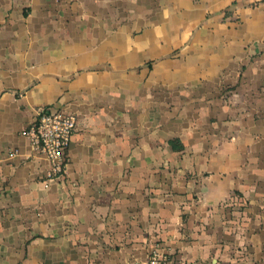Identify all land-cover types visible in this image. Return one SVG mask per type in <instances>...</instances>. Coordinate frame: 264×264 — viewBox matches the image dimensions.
Masks as SVG:
<instances>
[{
  "label": "crops",
  "instance_id": "0c3cea01",
  "mask_svg": "<svg viewBox=\"0 0 264 264\" xmlns=\"http://www.w3.org/2000/svg\"><path fill=\"white\" fill-rule=\"evenodd\" d=\"M38 107L77 118L55 180ZM155 244L264 264V0H0V264Z\"/></svg>",
  "mask_w": 264,
  "mask_h": 264
},
{
  "label": "built area",
  "instance_id": "2783aa9c",
  "mask_svg": "<svg viewBox=\"0 0 264 264\" xmlns=\"http://www.w3.org/2000/svg\"><path fill=\"white\" fill-rule=\"evenodd\" d=\"M76 127L77 118L74 113L38 107L34 121L22 131L48 161V180H55L63 175L65 152ZM144 264H171V257L165 247L155 244L150 248Z\"/></svg>",
  "mask_w": 264,
  "mask_h": 264
},
{
  "label": "trees",
  "instance_id": "16d2710c",
  "mask_svg": "<svg viewBox=\"0 0 264 264\" xmlns=\"http://www.w3.org/2000/svg\"><path fill=\"white\" fill-rule=\"evenodd\" d=\"M177 140H178V139L174 138V139H171V140L169 141L170 144H171V146H172V148L175 149V150H179V149H181V147H182L181 144L176 143Z\"/></svg>",
  "mask_w": 264,
  "mask_h": 264
}]
</instances>
